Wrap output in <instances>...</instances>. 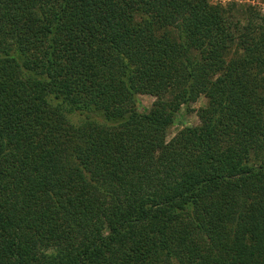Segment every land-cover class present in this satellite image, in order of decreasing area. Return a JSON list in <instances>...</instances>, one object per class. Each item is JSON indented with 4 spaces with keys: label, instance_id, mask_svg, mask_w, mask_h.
Masks as SVG:
<instances>
[{
    "label": "trees",
    "instance_id": "1",
    "mask_svg": "<svg viewBox=\"0 0 264 264\" xmlns=\"http://www.w3.org/2000/svg\"><path fill=\"white\" fill-rule=\"evenodd\" d=\"M0 264H264V19L0 0Z\"/></svg>",
    "mask_w": 264,
    "mask_h": 264
},
{
    "label": "rangeland",
    "instance_id": "2",
    "mask_svg": "<svg viewBox=\"0 0 264 264\" xmlns=\"http://www.w3.org/2000/svg\"><path fill=\"white\" fill-rule=\"evenodd\" d=\"M210 5L222 6L227 8L233 7L235 10L244 9L248 13L249 9L255 11L262 19H264V0H207ZM155 98L150 95L138 96V109L141 112H148L151 108ZM207 99L204 96H199L194 103H192L188 110L183 108L178 112L175 124L167 131L166 140L176 136L186 126H200L201 119L199 117V109L206 106ZM70 122H78L80 117L77 115H68Z\"/></svg>",
    "mask_w": 264,
    "mask_h": 264
}]
</instances>
